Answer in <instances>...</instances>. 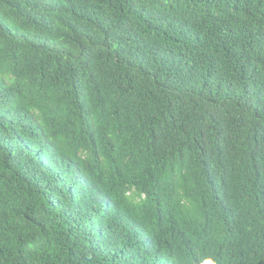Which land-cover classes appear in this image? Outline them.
<instances>
[{
	"label": "trees",
	"instance_id": "16d2710c",
	"mask_svg": "<svg viewBox=\"0 0 264 264\" xmlns=\"http://www.w3.org/2000/svg\"><path fill=\"white\" fill-rule=\"evenodd\" d=\"M0 264H264V0H0Z\"/></svg>",
	"mask_w": 264,
	"mask_h": 264
}]
</instances>
